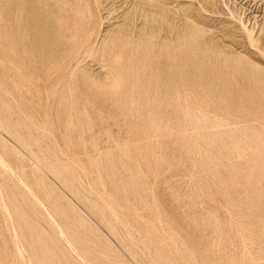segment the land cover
<instances>
[{"label":"rangeland","instance_id":"rangeland-1","mask_svg":"<svg viewBox=\"0 0 264 264\" xmlns=\"http://www.w3.org/2000/svg\"><path fill=\"white\" fill-rule=\"evenodd\" d=\"M164 2L0 0V264H264V0Z\"/></svg>","mask_w":264,"mask_h":264},{"label":"bare ground","instance_id":"bare-ground-1","mask_svg":"<svg viewBox=\"0 0 264 264\" xmlns=\"http://www.w3.org/2000/svg\"><path fill=\"white\" fill-rule=\"evenodd\" d=\"M145 2H147V7H148V9H147V11L144 13V15H145V17H144V22H143V24L142 25H137L136 27H137V31H135V33H134V35L132 36L133 37V40H132V42H133V44H134V48L137 50V49H140V52L142 53V55H149V52L150 51H155V52H157V50L155 49V46L158 44V47H162V48H168L169 46H170V43H169V40H168V37H167V35H161L160 37H159V41L157 40V41H155L154 39L156 38V34H155V32H156V30H155V28H156V26H155V24H154V19H153V15L154 14H157V15H160V17L162 18V20H164L166 17H167V14H168V7L166 6V4H165V0H144ZM255 1V0H254ZM200 4V3H199ZM70 5H71V3H70ZM242 5V4H241ZM146 6V5H145ZM177 6V5H176ZM157 7V8H156ZM63 8V7H62ZM252 14V13H251ZM254 15V14H253ZM126 18H128V16H129V14H125L124 15ZM123 16V17H124ZM233 16V15H232ZM263 16V15H262ZM126 20H128V19H126ZM246 21V20H245ZM126 22V21H125ZM240 22H242V21H240ZM127 23V22H126ZM73 25H74V23H73ZM127 29L126 28H124V29H126L125 30V33H126V35H127V37H129V36H131V32H129V30H128V23H127ZM135 26V25H134ZM196 32V31H195ZM107 33V32H106ZM179 37H180V35H179ZM89 40V39H88ZM87 41V40H86ZM158 42V43H157ZM251 43V42H250ZM95 44V43H94ZM90 48V47H89ZM93 48H90V49H88L87 50V52L89 53V52H91V50H92ZM85 54V53H84ZM166 54V53H165ZM91 55V54H90ZM149 60H151L152 61V63H154V61L156 60L155 59V57H151V58H149ZM147 61V60H146ZM157 61V60H156ZM106 62H108V61H106ZM115 62V61H114ZM113 62V63H114ZM162 62V61H161ZM170 62V61H169ZM112 63V64H113ZM168 63V62H167ZM23 64V63H22ZM77 64V63H76ZM86 65V64H85ZM117 65V64H116ZM119 65V64H118ZM154 65V64H153ZM113 67V66H112ZM10 71V70H9ZM109 71V70H108ZM111 71V70H110ZM121 73V72H120ZM49 74V73H48ZM17 76V75H16ZM51 76V75H50ZM43 79V78H42ZM116 79V78H115ZM11 80L13 81V77L11 78ZM28 79H25V78H23V81L24 82H26ZM92 81H94V80H92ZM96 82V81H95ZM23 86H25L24 84H23ZM4 89V88H3ZM48 92V91H47ZM158 92V91H157ZM127 93V92H126ZM48 95V94H47ZM13 97V96H12ZM14 98V97H13ZM193 101V100H192ZM100 110V109H99ZM192 110V109H191ZM112 111V110H111ZM231 114V113H230ZM155 115V114H154ZM162 115V114H161ZM72 116V115H71ZM204 116V115H203ZM235 116V115H234ZM236 117V116H235ZM72 118V117H71ZM72 120V119H71ZM200 120V119H199ZM129 121V120H128ZM178 121V120H177ZM151 122V121H150ZM248 122V121H247ZM259 122V121H258ZM74 123V122H73ZM167 123V122H166ZM256 123H257V121H256ZM34 124V123H33ZM69 124V123H68ZM259 124H261V122L259 123ZM151 125H152V123H151ZM157 125V124H156ZM165 126H166V124H164ZM120 126V125H119ZM157 126H159V124L157 125ZM230 126V125H229ZM263 126V125H262ZM141 127H142V125H141ZM41 128V127H40ZM171 128V127H170ZM28 129V128H27ZM164 129V128H163ZM47 131V130H46ZM121 131V130H120ZM171 134V133H170ZM54 136V135H53ZM101 137V136H100ZM153 138V137H152ZM126 144V143H125ZM60 146V145H59ZM60 148V147H59ZM16 150V149H15ZM100 150V149H99ZM32 152V151H31ZM67 155V154H66ZM1 157V156H0ZM72 159H73V157H72ZM5 160V159H4ZM71 160V159H70ZM2 161V160H1ZM57 161V160H56ZM58 161H59V159H58ZM61 161H63V160H61ZM34 162V161H33ZM53 162V161H52ZM60 162V161H59ZM75 163V162H74ZM5 164V163H4ZM3 163H2V165H4ZM76 164V163H75ZM34 165V164H33ZM76 165H78V164H76ZM5 166V165H4ZM36 166V165H35ZM83 166V165H82ZM141 166V165H140ZM7 167V166H6ZM80 167V166H79ZM195 167V166H194ZM58 168H59V171L60 172H67V168H65V167H60V166H58ZM84 168V167H83ZM83 168H82V170H83ZM80 169V171H78V172H81V167L79 168ZM10 171H12V168H11V170ZM86 171V170H85ZM41 172V171H40ZM88 172V171H87ZM86 172V173H87ZM13 173V172H12ZM16 173V172H15ZM14 174V173H13ZM79 174V173H78ZM192 175V174H191ZM88 176V175H87ZM16 177V176H15ZM190 177V176H189ZM192 177H193V175H192ZM55 178V177H54ZM76 178L75 177H72V176H69L68 178H67V180L71 183V181H73V180H75ZM59 181V180H58ZM21 182H22V179H21ZM24 183V182H23ZM28 187V186H27ZM90 188V187H89ZM202 188V187H201ZM260 188V187H259ZM1 189V188H0ZM31 191V190H30ZM153 191V190H152ZM203 191V190H202ZM1 193V192H0ZM2 194V193H1ZM1 196V195H0ZM1 199V198H0ZM3 200V199H2ZM38 200V199H37ZM104 200H106V199H104ZM39 201V200H38ZM3 202H5L4 200H3ZM42 202V201H41ZM43 203V202H42ZM108 203V202H107ZM44 204V203H43ZM42 204V205H43ZM2 205H3V203H2ZM45 205V204H44ZM158 205V204H157ZM202 205V204H201ZM110 206V205H109ZM5 207V206H4ZM111 207V206H110ZM46 208V207H45ZM112 208V207H111ZM114 208V207H113ZM112 208V209H113ZM257 208V207H256ZM6 209V208H5ZM8 209V208H7ZM111 209V210H112ZM159 209V208H158ZM114 210V209H113ZM3 211V210H2ZM47 211V210H46ZM115 211H116V209H115ZM4 212V211H3ZM10 213V212H9ZM4 214V213H3ZM9 215V214H8ZM43 215V214H42ZM49 215H51V214H49ZM115 215V214H114ZM10 216V215H9ZM81 216V215H80ZM119 216V215H118ZM11 217V216H10ZM52 217V216H51ZM6 219V218H5ZM236 220V219H235ZM6 221V220H5ZM159 221H161V220H159ZM56 222V221H55ZM162 223V222H161ZM163 226V225H162ZM42 227V226H41ZM62 230V229H61ZM7 231V230H6ZM15 231V230H14ZM130 232V231H129ZM64 233V232H63ZM63 233H62V235H63ZM65 234V233H64ZM127 234H129V233H127ZM129 236H130V234H129ZM172 236V235H171ZM132 237V236H131ZM130 237V238H131ZM170 237V236H169ZM16 238V237H15ZM172 238H174V237H172ZM19 239V238H18ZM132 239V238H131ZM133 239H135V238H133ZM175 239V238H174ZM59 241V240H58ZM137 241V240H136ZM260 241V240H259ZM133 242V241H132ZM174 242H176V241H174ZM20 243V242H19ZM145 244V243H144ZM71 245V244H70ZM18 246V245H17ZM23 246V245H22ZM19 247V246H18ZM70 247V246H69ZM22 248V247H21ZM247 248V247H246ZM260 249V248H259ZM21 250V249H20ZM127 250V249H126ZM22 251V250H21ZM25 251V250H24ZM262 251V250H261ZM14 252V251H13ZM22 255H23V253H22ZM253 255V254H252ZM148 259V258H147ZM84 260V259H83ZM261 260V259H260ZM31 261V260H30Z\"/></svg>","mask_w":264,"mask_h":264}]
</instances>
